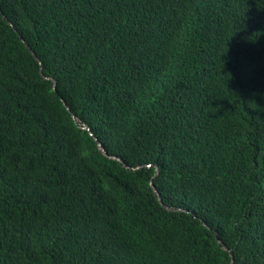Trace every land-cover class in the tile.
Wrapping results in <instances>:
<instances>
[{
    "label": "trees",
    "instance_id": "16d2710c",
    "mask_svg": "<svg viewBox=\"0 0 264 264\" xmlns=\"http://www.w3.org/2000/svg\"><path fill=\"white\" fill-rule=\"evenodd\" d=\"M231 258L264 264V0H0V264Z\"/></svg>",
    "mask_w": 264,
    "mask_h": 264
},
{
    "label": "water",
    "instance_id": "95a60500",
    "mask_svg": "<svg viewBox=\"0 0 264 264\" xmlns=\"http://www.w3.org/2000/svg\"><path fill=\"white\" fill-rule=\"evenodd\" d=\"M30 52L33 54V52H32L31 50H30ZM33 56L35 57L36 60H38L37 57H36L34 54H33ZM153 189L155 190L154 187H153ZM155 191H156V190H155ZM156 195H157V197H158V199H159V202L161 203L162 201H161V198H160L159 194L156 193ZM231 264H234L232 258H231Z\"/></svg>",
    "mask_w": 264,
    "mask_h": 264
}]
</instances>
